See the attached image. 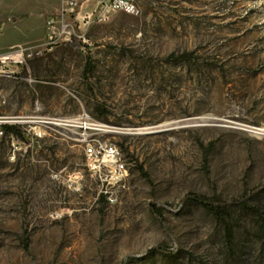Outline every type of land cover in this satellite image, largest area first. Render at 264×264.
Returning a JSON list of instances; mask_svg holds the SVG:
<instances>
[{"label":"rangeland","instance_id":"1","mask_svg":"<svg viewBox=\"0 0 264 264\" xmlns=\"http://www.w3.org/2000/svg\"><path fill=\"white\" fill-rule=\"evenodd\" d=\"M63 3L0 0V54L26 55L0 77V113L86 112L122 151L127 187L115 204L95 200L74 130L0 137V264H264V189L254 212L233 208L232 245L211 212L183 201L229 202L264 182V0H134L85 20L88 0L63 12L71 35L54 42L47 20Z\"/></svg>","mask_w":264,"mask_h":264},{"label":"built area","instance_id":"2","mask_svg":"<svg viewBox=\"0 0 264 264\" xmlns=\"http://www.w3.org/2000/svg\"><path fill=\"white\" fill-rule=\"evenodd\" d=\"M88 0H64L60 17L50 16L47 20V34L50 40L57 41L71 35L68 24L63 21V12L74 13L82 8ZM134 0H95V9L84 12L82 19L88 20L96 11L99 20H104L116 10L133 11ZM26 55L21 48H14L7 53L0 54V70L8 69L9 77L15 75L18 66L26 64ZM8 77V78H9ZM54 125L74 130L78 141L83 148L84 166L89 176L98 183L95 200L103 199L107 204L118 201L119 192L126 189L128 177V162L120 148L107 138H102L104 127L91 119L86 112H81L73 118H38L37 116L17 115L9 116L0 113V137H3L5 126H14L26 138H35L39 135L37 127ZM12 137L13 133H9ZM16 143V141H15Z\"/></svg>","mask_w":264,"mask_h":264},{"label":"trees","instance_id":"3","mask_svg":"<svg viewBox=\"0 0 264 264\" xmlns=\"http://www.w3.org/2000/svg\"><path fill=\"white\" fill-rule=\"evenodd\" d=\"M194 60V54L193 52H183L178 55H175L174 53H170L166 57L167 62H173V63H182L186 64ZM91 68V62L90 59H88L85 62L84 66V73L88 72L89 69ZM5 132L6 134L13 133L17 134L18 130L14 126H5ZM211 148H206L204 149V156L208 155L210 152ZM141 170V169H140ZM145 175L144 173H142ZM264 189V182L261 184V186L253 189L250 191V193H244L241 194L240 196L233 198L229 202H221L218 199L214 198H207L203 195H197V194H187L183 201L184 202H190V203H196L202 206L204 209L207 211L211 212L221 223L222 229L224 231V237L226 242H228L230 245H232L234 241V225L231 222L232 218V210L234 207H240L242 210H248V211H255L256 208L253 206L249 205V201L254 197L259 191ZM151 210L157 214H159V209L151 205ZM151 251L158 252L163 255H170V252L167 251V248L158 245L154 248L151 249Z\"/></svg>","mask_w":264,"mask_h":264},{"label":"bare ground","instance_id":"4","mask_svg":"<svg viewBox=\"0 0 264 264\" xmlns=\"http://www.w3.org/2000/svg\"><path fill=\"white\" fill-rule=\"evenodd\" d=\"M0 76H9V70L8 69H1L0 70Z\"/></svg>","mask_w":264,"mask_h":264},{"label":"crops","instance_id":"5","mask_svg":"<svg viewBox=\"0 0 264 264\" xmlns=\"http://www.w3.org/2000/svg\"><path fill=\"white\" fill-rule=\"evenodd\" d=\"M0 77H3V76H0ZM4 77H7V76H4Z\"/></svg>","mask_w":264,"mask_h":264}]
</instances>
